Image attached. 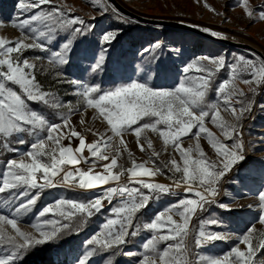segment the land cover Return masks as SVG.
Returning <instances> with one entry per match:
<instances>
[{"label": "snow or ice", "instance_id": "1", "mask_svg": "<svg viewBox=\"0 0 264 264\" xmlns=\"http://www.w3.org/2000/svg\"><path fill=\"white\" fill-rule=\"evenodd\" d=\"M85 2L101 17L111 13L121 23L131 20L111 0ZM203 7L225 15L206 0ZM236 7L250 27L264 23V0H237ZM16 9L8 22L0 20V28L7 23L19 31L15 40L0 38V157H9L0 168V264H22L37 247L79 235L107 206L105 220L83 242L73 264H118L121 256L135 258L134 264H264V186L247 205L256 217L243 231L227 228L210 211L245 207L238 205L244 197L231 203L218 197L249 147L264 151L259 147L264 136L258 144L244 139V121L257 107L264 111V103L256 102L264 91V56L240 55L232 63L224 55L195 56L177 81L163 86L158 82L167 70L157 41L142 49L132 75L105 88L100 78L110 71L107 54L121 30L103 32L99 51L71 78L67 66L77 43L94 32L95 23L53 0H17ZM190 27L228 39L209 27ZM180 52L171 49L170 56ZM225 71L227 78L218 83ZM63 84L71 86L64 96L74 100L60 94ZM89 135L95 138L91 142ZM129 138L145 158L137 157ZM185 138L194 144L185 147ZM23 145L24 150L17 147ZM45 194L52 202L35 211ZM168 198L177 199L146 219L154 203ZM142 233L148 235L133 251L129 245ZM216 242L234 243L226 252L210 254Z\"/></svg>", "mask_w": 264, "mask_h": 264}, {"label": "rangeland", "instance_id": "2", "mask_svg": "<svg viewBox=\"0 0 264 264\" xmlns=\"http://www.w3.org/2000/svg\"><path fill=\"white\" fill-rule=\"evenodd\" d=\"M117 1L129 11L144 17L175 21L187 25L209 27L226 35L228 37L226 40L234 43L249 45L258 50L262 56H264V23H257L255 27H250L248 22L241 18V10L236 7L237 0H206V2L218 12L224 13V16H216L204 8V0H201L199 3L197 0ZM53 3L68 6L72 9L75 15H79L86 21L95 23L96 25L94 32L82 37L77 43L76 50L73 55L74 61L76 62L67 66V71L71 78H76L80 75L77 68L78 65L80 67L88 66L92 53L99 51L100 49V35L107 30H121L117 40L113 42L111 49L107 54L108 59L112 57L111 59L114 62L110 68L112 76L115 77L117 83L121 82L122 76L132 75L131 69L143 58L142 49L145 47H151L157 41L162 42V67L167 70L166 74L162 75L158 82L159 85L163 86H171L175 81H177L180 77V69L188 60L195 56L224 55L227 57L228 62L232 63L234 58L237 56L244 55L246 57H251L253 54L251 51L212 41L194 33L164 27L145 26L132 20L128 23H121L120 19L111 13L101 17L93 10L92 7L88 6L85 0H53ZM16 4L17 0H0V20L8 22L11 18H13L17 11ZM91 16H96V20L92 21L90 19ZM225 17L227 18V23H225ZM138 25L144 27H140ZM18 36L19 31L8 26L7 23L4 27L0 28V38L15 40ZM177 48L181 49L180 54H171L170 56V50ZM36 54L40 53H29L28 55ZM86 57L87 59H85ZM117 69H119V71H117ZM40 78L41 80L45 79L44 77ZM225 78H227V72H221L218 76L217 82L219 83ZM100 80L103 83V86H105L106 84H104L102 77ZM45 83L47 84L46 81ZM153 83L157 82L153 81ZM238 86L247 92V86L243 84H239ZM58 87L59 92L64 99H75L70 95L64 96L65 92L70 91V85L63 84ZM214 97L215 93L213 92L210 94L209 99H214ZM256 102L257 104L264 103V91H262L261 95L256 98ZM223 115L225 116V119L231 122L232 118L230 116L226 113ZM97 127L101 128V130L103 128V126L99 124ZM209 128L219 135L218 130L213 126L209 125ZM261 136H264V111H261L257 107L252 113L251 118L244 121V139L248 144H258ZM93 139L95 138L91 135L88 136L89 142ZM129 139L130 147H132L137 157L140 159L145 158L135 146H132L131 143L133 142V138ZM65 143H67V141H65ZM189 144H194V141L190 138H185L184 146L187 147ZM201 144L205 150L214 157V152L207 145L206 141L202 140ZM17 147L24 150L27 148V145ZM259 147L264 148V145H259ZM246 155V160L237 165L233 171L229 173L228 177L225 178L221 195L218 197L220 201L231 203L233 197L239 196L244 198H241L238 201V205H242L241 202L247 199H253V204L255 203L257 191L264 186V151L254 150L249 147ZM8 158V156L0 157V168L3 167V161ZM162 159H167V156L162 157ZM81 167H84V165H81ZM156 179L158 182L168 183V181L163 177H157ZM54 191L64 194V190ZM224 192H227L228 195H224ZM67 195L71 196L73 194L68 193ZM50 197L52 196L50 195ZM175 199L177 198H168V201L162 200L159 203H154L151 207V211L148 212L146 219H150L154 214L158 213V211L163 210L166 202L174 201ZM52 200H49V202H52ZM244 206L245 207L241 208L237 205H233L234 210L232 212H223V210L215 207L210 209V211L217 213L218 216L223 219L227 228H230L233 231H243L246 225H248L249 222L253 221L256 217V211L254 209L250 210L247 208V205ZM107 207L104 214L93 218L97 228L106 218ZM41 208H37V211ZM204 215L206 216L207 214ZM26 220L30 221L31 218H26ZM147 235V233H142L140 237H137L139 245L144 236ZM232 243L234 242H216L215 245L211 247L210 254H220L226 252L229 250Z\"/></svg>", "mask_w": 264, "mask_h": 264}, {"label": "trees", "instance_id": "3", "mask_svg": "<svg viewBox=\"0 0 264 264\" xmlns=\"http://www.w3.org/2000/svg\"><path fill=\"white\" fill-rule=\"evenodd\" d=\"M140 27H144L138 25ZM77 53V51H76ZM110 57L108 59V71L105 75H103L102 80L104 87L109 88L112 86V80L115 79L112 76L111 68L114 64L113 60ZM73 58V63H75ZM116 80V79H115ZM117 82V81H116ZM53 197L50 195L45 194L41 201L37 204V208H41L45 204L52 200ZM35 209L37 211L38 209ZM31 218V216H30ZM97 228L96 223L92 220V222L88 225L87 229L81 232L79 235L73 234L64 239L60 240L58 243L48 244L45 246L37 247L35 250L30 251L22 261V264H73V261L78 255L79 249L83 242L92 234ZM129 247L135 251L139 247L137 238L133 242V244L129 245ZM135 258L121 256L118 258V264H134Z\"/></svg>", "mask_w": 264, "mask_h": 264}, {"label": "water", "instance_id": "4", "mask_svg": "<svg viewBox=\"0 0 264 264\" xmlns=\"http://www.w3.org/2000/svg\"><path fill=\"white\" fill-rule=\"evenodd\" d=\"M111 3L114 4L116 6V8H118L120 10V12L125 17H131L132 21H135V22L140 23L142 25L150 26V27H164V28H170L173 30H179V31L194 33V34H197L199 36L208 38L212 41L224 43V44L229 45L231 47L251 51L253 53H256V54L262 56V54L258 50L252 48L249 45L234 43V42L228 41V40H220V39H216V38H211L209 35L200 32L199 29H197L195 27H190V25H187L184 23L175 22V21L160 20V19H152V18H148V17L138 15V14L133 13V12L129 11L128 9H126L117 0H111Z\"/></svg>", "mask_w": 264, "mask_h": 264}, {"label": "bare ground", "instance_id": "5", "mask_svg": "<svg viewBox=\"0 0 264 264\" xmlns=\"http://www.w3.org/2000/svg\"><path fill=\"white\" fill-rule=\"evenodd\" d=\"M75 119H77V118H74V120ZM153 141H154V145L156 146V148L159 149L160 148V142H158L157 139L154 138V137H153ZM131 144H132L133 147L135 146V144L133 142ZM253 202H254L253 199H247V200L241 202V204L242 205H248V204H253Z\"/></svg>", "mask_w": 264, "mask_h": 264}]
</instances>
